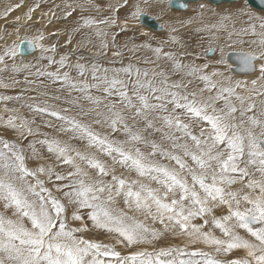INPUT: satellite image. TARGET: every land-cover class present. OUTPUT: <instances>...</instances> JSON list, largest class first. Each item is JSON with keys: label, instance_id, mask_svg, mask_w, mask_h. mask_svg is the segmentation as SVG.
<instances>
[{"label": "rangeland", "instance_id": "374dc122", "mask_svg": "<svg viewBox=\"0 0 264 264\" xmlns=\"http://www.w3.org/2000/svg\"><path fill=\"white\" fill-rule=\"evenodd\" d=\"M118 22L115 14L116 26ZM10 23L3 22L0 38L6 27L15 29ZM78 23L64 43L54 35L48 54L26 60L10 46V38L5 44L11 52L0 41V264H264V148L249 144L250 133L262 141L264 131H247L243 144L233 133L228 140L216 120L206 115L202 124L204 118L194 108L196 94L192 99L182 88L167 93L165 81L157 88L151 70L143 79L151 83L131 73L150 64L129 65L128 72L116 65L106 70L92 58L77 63L73 49L65 47L74 36L110 51L102 40L109 32L99 37L98 29V34L91 27L86 31ZM186 66L176 76L195 80L197 91L198 82L207 81L200 75L205 66L195 67V73ZM177 83L187 85L180 79L175 87ZM263 94L258 92L257 99ZM201 129L205 134L196 133ZM230 179L237 185L223 183ZM199 188L207 194L215 190L210 195L216 200L198 199ZM224 207L226 217L219 214ZM245 215L260 223H247ZM122 250L136 251V256H122Z\"/></svg>", "mask_w": 264, "mask_h": 264}, {"label": "bare ground", "instance_id": "6f19581e", "mask_svg": "<svg viewBox=\"0 0 264 264\" xmlns=\"http://www.w3.org/2000/svg\"><path fill=\"white\" fill-rule=\"evenodd\" d=\"M169 2L170 0H99V1H96V0L95 1L94 0H26V1L25 0H0V32H1L2 27L3 28L5 27L2 24L4 21L6 22V20L11 22L10 26H14L15 29L17 28V31H15V29L13 30L12 28L13 31L10 32L8 31L9 28L6 27V30H5L6 32H3L4 37L2 36L3 38H0V41L3 40L2 44L6 46L5 43L7 42V39L9 40L10 38V41L13 43V44L11 43L10 46L12 47L14 45L18 54L21 56H25L20 59L26 60V59L32 58V56L48 54L50 50L47 49V45L49 44V40L54 38L53 37L54 35H55V38H57L60 42L63 41L64 43V39H66L67 34L70 33L72 30H74L75 27H78L79 25L78 22H80V26H82V28H84V30L86 31L89 29V27H91V30L92 31L94 30V32L97 33V29H98L100 31L99 37L102 36V33L104 34L106 32H109L110 37L102 36V40L105 43L103 44V46H105V48L109 46L110 51H108V53H104V51L101 52L99 49H97V47L96 48L93 47V45L92 46L86 45L82 39L75 40L76 37L73 35L74 36L73 40L72 41L70 40L69 44L65 45V47H68L69 49L70 48L73 49L72 52L77 55V56L74 55L78 59L77 63L79 62L80 59L87 60L88 58H92V59H95L96 61L98 60L102 62L101 66L102 64H104L103 66H105L106 70H109L113 68L114 65H116V68L120 67V68L125 69L128 72L130 70L129 65L134 66L133 68L135 69L136 66L145 65V63H147V66L150 64L151 66L149 68H145V67L137 68L138 69L137 72H141V73H136L134 70H132L131 73L135 77H140V79L143 80L146 76V72H149V70H151V72L155 74L154 77L157 78V80L152 81V82L157 83L156 84L158 86L157 88L161 86L158 84H160L162 81H165L166 86L162 85V88H164L167 93H170L173 90L175 91L177 88L178 89L182 88L180 92L187 93L189 96L192 97V99H193V96L196 94L195 96L196 103L197 102L198 103L194 104V108L195 110L197 109V111L202 114L204 118V121H202V124L206 123V118L208 117L210 118L212 122L213 120H216L219 125L218 130L222 131L224 129V132L223 131L222 132L224 133V135L229 136L228 140L237 139L236 137H239L240 141L238 140V142L240 144H243L244 134L249 133L250 131L252 133H256L254 132L255 130L258 133L264 131V94L262 97L258 99L256 97L258 92L264 90V9H256L258 11L256 10L253 11V9L248 7L249 4L247 3V0H238L234 2L225 1V3H213L208 0H196V1H192L191 3H189L185 10L177 11L178 10L177 9L175 11L169 7ZM116 7L118 9H116ZM71 10L72 12L70 13ZM7 11L8 12L10 11L11 14H9L8 18H4L3 15ZM144 13L150 16L153 15V17L156 18L157 22L160 19V23L164 25L163 27L158 22L159 26L162 28L161 31L155 32L154 29L149 28L146 25L143 26L140 24L139 16L140 14H144ZM67 14H69V16H67ZM115 14H117L119 18L118 26L115 25ZM96 21H99V23L98 25L95 24L96 26H94V23ZM15 25L17 27H15ZM85 25H87L88 27H86ZM209 25H211L212 27ZM99 27L105 28L106 31L105 32L101 31ZM117 27H119V29L120 30L122 29V30L119 32ZM132 28L138 29L139 33L137 32L134 34L135 31H132ZM42 29H43L44 35L42 32ZM123 29H127V30L125 31ZM14 31L16 32L15 35L13 33ZM45 34L47 35V37H45L46 36ZM149 36H152V37H149ZM85 37H83V39ZM166 37H167V42L162 41V40H166L165 39ZM86 40L84 39V41ZM25 41L33 44L34 51L31 52V54L23 55L20 53L19 46L22 42H25ZM169 41L172 42V44H175L177 47L169 46L168 45ZM249 43H251L252 46H250ZM96 45L97 46L100 45V42L99 44L96 43ZM6 48L7 46L5 47V49ZM202 48L204 49L202 50ZM185 49L187 52L185 51ZM12 50H14V47ZM197 50H199V53ZM6 51H10V50H8L7 48ZM200 57L201 59H203V61L200 59ZM129 58H131V60L136 61L137 63L129 62L128 61ZM53 59L55 60V58ZM71 59H73V57ZM81 63L79 64L82 66L83 64ZM182 65H187L190 67L192 66V69H190L192 70L190 71L192 73H195V67L198 66L199 68L200 65L205 66L204 68L200 69V72H201L200 75L204 76L205 78L203 79L202 77V80H207L205 81L206 85L199 84L198 82V85L197 84L196 85L199 91L198 90L194 91L193 82H195V80H191L190 77L188 78L187 76L185 77L184 74H182L184 77L176 76L175 72H177L178 69H180ZM187 66L186 68H188ZM188 72H189V69H188ZM103 74H107V71L106 73H103ZM158 74L162 75V78H160L161 76ZM190 76L193 79H195V77H198L197 75L193 76L192 74H190ZM179 79L181 81L184 80L185 82H187L186 84L189 85V87H187V85L183 83H181L180 85L179 83H177L179 87H175L174 81L179 82ZM145 80H143V82ZM146 81H147L146 83L149 82V80H146ZM196 85L194 87H196ZM189 88L193 92L190 91ZM162 90L159 91V95H163ZM156 91L158 92V89ZM192 104L193 103H191V105ZM205 104H207V106L201 107V109L197 107V105L203 106ZM187 106H190V105H187ZM220 107L224 108V111L220 110L221 113L223 111L222 114H220V112H217L218 109H220ZM217 114L218 116L216 117ZM231 114H232V117H231ZM46 121H49V120H45V122ZM16 122H19V121L17 120ZM212 122L210 124H212ZM50 123L51 121H49L48 124ZM116 123L117 125H122L120 121H116ZM175 124L178 127H182L186 130L189 129V127L185 125V123L182 121H176ZM47 127L49 128V126ZM196 133L205 134V131L204 129L203 130L201 129L197 131ZM232 133L233 135L235 134V136H233ZM57 134H60V132ZM250 135H249V139L251 141L249 140L250 141L249 144L253 143L254 141L255 143L253 145L255 146L258 145L259 147H261L260 139L254 135L253 136H250ZM232 136H233V139H231ZM245 137L248 138L247 134L245 135ZM84 146L86 145L84 144ZM89 147L91 148L90 145L85 148L89 149ZM253 149L255 148L253 147ZM57 151L58 150H56V152ZM82 154L85 155L84 152ZM88 159L89 158H87V160ZM209 169H212V168H209ZM212 170H215V169H212ZM223 183L226 186H228L227 181L226 183L225 182ZM233 185H237V183ZM206 191L207 189H201V188L196 190L198 199H201L202 196H204L203 198L205 199L213 198V200L215 201L216 196L215 195L213 196L212 194L210 195V193L214 194L215 190L214 191L210 190L209 194H207ZM205 204L209 205V203H205ZM202 206H203V203H202ZM224 206L226 205L224 204ZM160 207H161V210H163L162 208L164 206L163 207L160 206ZM109 210L111 211V209ZM225 213H226L225 207L224 209L220 208V213H219L220 216L222 215L226 217ZM245 216H243V219L245 218ZM226 226L229 229H232L234 225L232 224L231 221H227ZM158 227L159 226H157V228ZM81 229H79V231ZM89 236L90 235L86 234L83 237L89 238ZM163 239L167 240L166 238H163ZM184 243L187 244L186 241ZM177 244H180V243H177ZM108 251H109V248H108ZM181 251L183 250H180V252ZM109 252H105V254H108ZM119 252H122L123 253V254L121 253L122 256L124 255L126 257L130 256L134 258L136 256V251L122 250ZM121 254L119 256H121ZM114 255H116V253ZM114 255L112 253V256ZM21 264H25V263L21 262Z\"/></svg>", "mask_w": 264, "mask_h": 264}, {"label": "water", "instance_id": "95a60500", "mask_svg": "<svg viewBox=\"0 0 264 264\" xmlns=\"http://www.w3.org/2000/svg\"><path fill=\"white\" fill-rule=\"evenodd\" d=\"M192 1H196V0H170L169 2V7L172 9H178V10H185L187 5L189 3H191ZM211 1L213 3H225V1L228 2H234V1H238V0H208ZM247 3L255 8V9H264V0H247ZM139 22L141 25H146L149 28L154 29L155 31H161V27L159 26L157 20L155 17L150 16L146 13L144 14H140L139 16ZM20 48V53L23 55H28L31 54V52L34 51V47L32 43L29 42H22L19 46ZM211 52V51H210ZM209 52V53H210ZM240 53V52H238ZM242 54V53H241ZM261 147L264 148V139L260 142ZM233 184V180L230 179L227 181V185L230 186ZM244 221H246L247 223L251 224V225H258L260 223L259 220H257L256 218L248 215L245 216V218L243 219Z\"/></svg>", "mask_w": 264, "mask_h": 264}]
</instances>
